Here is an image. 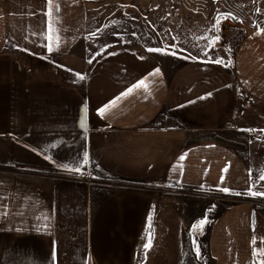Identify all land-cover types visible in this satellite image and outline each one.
Instances as JSON below:
<instances>
[{"label":"crops","instance_id":"crops-1","mask_svg":"<svg viewBox=\"0 0 264 264\" xmlns=\"http://www.w3.org/2000/svg\"><path fill=\"white\" fill-rule=\"evenodd\" d=\"M52 4L0 0V264H264V209L246 199L264 193V25L230 65L174 68L95 52L85 4ZM171 187L245 197L213 212L197 253L207 208Z\"/></svg>","mask_w":264,"mask_h":264},{"label":"rangeland","instance_id":"rangeland-1","mask_svg":"<svg viewBox=\"0 0 264 264\" xmlns=\"http://www.w3.org/2000/svg\"><path fill=\"white\" fill-rule=\"evenodd\" d=\"M81 1L85 4L82 11L87 18L88 39L95 52L102 49L117 52V47L125 48L127 53L136 50L139 57L168 66L172 64L174 68L193 59L219 60L221 64L230 65L244 34L264 25V0ZM230 128L225 129L230 131ZM178 190L185 193L180 196L192 194ZM192 195H197L202 202L204 197L210 202L198 203L207 208V213L203 219L198 218L191 224V245L196 252L197 248L201 252L204 234L214 213L224 205L244 199L245 195L221 192ZM246 199L260 211L264 209V195L248 194ZM205 219L207 222L199 226Z\"/></svg>","mask_w":264,"mask_h":264},{"label":"snow or ice","instance_id":"snow-or-ice-1","mask_svg":"<svg viewBox=\"0 0 264 264\" xmlns=\"http://www.w3.org/2000/svg\"><path fill=\"white\" fill-rule=\"evenodd\" d=\"M48 4H49V9H50L48 15L51 16V15H52V10H53L54 8H56V9L58 10V6L53 5V4H52V0H48ZM226 15H230V14H226ZM50 30H51L53 33H55V29H54V28H51ZM262 31H264V30H262ZM57 41H58V37H55V38L53 39V43L56 44ZM48 50H49V51H53V47L50 46V47L48 48ZM149 51L160 52V51H162V50H161V49H150ZM166 54H167V53H166ZM173 54H174V53H173ZM89 62H91V61H89ZM215 62H216V63H221V61H219V60H217V61H215ZM154 74H158V70H157V72L154 73ZM141 86L146 87V84H145L144 81L139 82L138 85H136L135 87H141ZM132 90H133V89H129V91H128L127 93H123L122 96L130 94ZM119 99H120V98L118 97L117 100H119ZM115 103H116V101H113V102H111V105H107V106H105V108L99 109V113H100L101 115H103L104 112H105L110 106H114ZM81 126H82V127L84 126L83 121L81 122ZM183 158H184V157L182 156L181 159H183ZM88 162H89V161H88V155H87V153H85V154H84V157H83V165H87ZM83 165H80V166H77V167H72V168H69L67 165H64L63 167H64L66 170L70 171V172H77V173H80V172H81V169H82V167H83ZM261 179H264V174L261 175ZM221 190H222V191H225V192L229 191L228 189H221ZM250 194H251V195H254V196H257V195H264V193H256V192H251ZM150 221H151V217H149V229L151 228V223H150ZM206 222H207L206 219L200 221V222H199V226H202V225H203L204 223H206ZM195 227H198V226H194V228H195ZM150 246H151V237H150V234H149V240H148V243H146V244L144 245V248L147 249V248H149ZM198 252H199V249L197 248V253H198ZM262 254H264V250H262Z\"/></svg>","mask_w":264,"mask_h":264},{"label":"trees","instance_id":"trees-1","mask_svg":"<svg viewBox=\"0 0 264 264\" xmlns=\"http://www.w3.org/2000/svg\"><path fill=\"white\" fill-rule=\"evenodd\" d=\"M63 176H64V177H69V178H71V177H76L77 175H76V174H73V173H71V172H67V171H65V172L63 173Z\"/></svg>","mask_w":264,"mask_h":264},{"label":"built area","instance_id":"built-area-1","mask_svg":"<svg viewBox=\"0 0 264 264\" xmlns=\"http://www.w3.org/2000/svg\"><path fill=\"white\" fill-rule=\"evenodd\" d=\"M169 189L171 192H178L179 191L178 188H176V187H171Z\"/></svg>","mask_w":264,"mask_h":264}]
</instances>
